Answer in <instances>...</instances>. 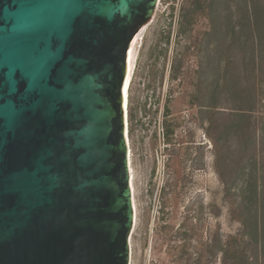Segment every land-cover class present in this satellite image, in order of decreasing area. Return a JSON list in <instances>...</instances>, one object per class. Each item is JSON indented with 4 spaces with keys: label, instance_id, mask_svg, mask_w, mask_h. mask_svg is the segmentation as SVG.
Instances as JSON below:
<instances>
[{
    "label": "water",
    "instance_id": "1",
    "mask_svg": "<svg viewBox=\"0 0 264 264\" xmlns=\"http://www.w3.org/2000/svg\"><path fill=\"white\" fill-rule=\"evenodd\" d=\"M159 0H0V264H131L125 93Z\"/></svg>",
    "mask_w": 264,
    "mask_h": 264
},
{
    "label": "rangeland",
    "instance_id": "2",
    "mask_svg": "<svg viewBox=\"0 0 264 264\" xmlns=\"http://www.w3.org/2000/svg\"><path fill=\"white\" fill-rule=\"evenodd\" d=\"M183 7L159 0L129 90L131 264H264V47L253 69L225 19L178 34Z\"/></svg>",
    "mask_w": 264,
    "mask_h": 264
},
{
    "label": "trees",
    "instance_id": "3",
    "mask_svg": "<svg viewBox=\"0 0 264 264\" xmlns=\"http://www.w3.org/2000/svg\"><path fill=\"white\" fill-rule=\"evenodd\" d=\"M253 1L254 0H191V7L186 9L182 8L179 16V25L177 27V33H186L191 29L194 22L199 15L205 16L209 21L214 22L217 19H225L228 23V29L234 36L237 34V40L240 47L243 48L244 43L250 41V49L253 53L252 63L253 69L257 66L258 53L263 49L264 44L259 37L258 24L255 16H253ZM221 4H226L225 14L221 12ZM245 37V40H242ZM131 87V86H130ZM129 103V101H128ZM242 109V108H238ZM165 115H169L168 105L164 106ZM133 114L130 113V120H132ZM172 129H169L167 124L163 125V135H171ZM243 264H248L249 259L240 252L238 256Z\"/></svg>",
    "mask_w": 264,
    "mask_h": 264
},
{
    "label": "bare ground",
    "instance_id": "4",
    "mask_svg": "<svg viewBox=\"0 0 264 264\" xmlns=\"http://www.w3.org/2000/svg\"><path fill=\"white\" fill-rule=\"evenodd\" d=\"M133 73H135V72H133ZM132 79H133V75H132V78L130 80V83H129V86L127 88V91L125 93L126 117H127V113H128L129 90H130V86H131V83H132ZM127 128H128V121H127ZM128 140H129V138H128ZM129 151H130V146H129ZM130 163H131V161H130ZM134 209H135V207H134Z\"/></svg>",
    "mask_w": 264,
    "mask_h": 264
}]
</instances>
